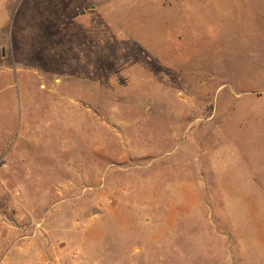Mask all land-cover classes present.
Listing matches in <instances>:
<instances>
[{
  "label": "rangeland",
  "instance_id": "374dc122",
  "mask_svg": "<svg viewBox=\"0 0 264 264\" xmlns=\"http://www.w3.org/2000/svg\"><path fill=\"white\" fill-rule=\"evenodd\" d=\"M0 160V264H264V0H0Z\"/></svg>",
  "mask_w": 264,
  "mask_h": 264
},
{
  "label": "built area",
  "instance_id": "2783aa9c",
  "mask_svg": "<svg viewBox=\"0 0 264 264\" xmlns=\"http://www.w3.org/2000/svg\"><path fill=\"white\" fill-rule=\"evenodd\" d=\"M1 161V160H0ZM1 165H4V164H1Z\"/></svg>",
  "mask_w": 264,
  "mask_h": 264
}]
</instances>
